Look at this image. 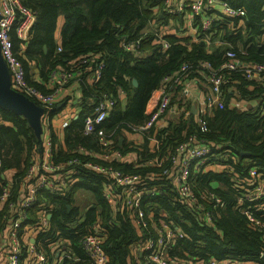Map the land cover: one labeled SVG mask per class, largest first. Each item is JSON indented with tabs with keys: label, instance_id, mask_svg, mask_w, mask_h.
Segmentation results:
<instances>
[{
	"label": "trees",
	"instance_id": "obj_1",
	"mask_svg": "<svg viewBox=\"0 0 264 264\" xmlns=\"http://www.w3.org/2000/svg\"><path fill=\"white\" fill-rule=\"evenodd\" d=\"M231 5L246 9L249 21L244 30L236 33L224 30L223 38L235 43L236 40H249L245 48L244 60L264 62V0H227ZM22 4L35 14V22L25 44L14 37L17 57L26 71L29 84L42 91L48 74L55 68H68L75 61L87 57L81 65L79 105L81 110L76 119L63 128V145H57V134L50 130L52 156L55 162L65 166L69 174L70 186L52 195L45 191L38 193L36 203L26 211L20 232L26 225L34 226L42 214L50 213V225L41 230L35 242L49 251L52 240L62 236L75 254L87 260L79 246V237L91 233V226L99 223L102 231V247L108 256L106 264H140V249L146 241V234L134 225L124 207L113 211L104 197V183L107 177L86 166L68 165V160L77 157L81 162L101 161L91 156L90 151L99 152L100 147L93 135H83V118L92 112L95 103L103 93L114 99L102 126L111 134L116 149L122 155L134 153L136 162L114 160V166L123 172L140 176L142 191L141 205L148 220V228L156 231L161 223L177 226L182 237H177L169 250L176 263L189 257L197 264H206L208 259L234 258L264 264L261 253L264 251L261 232L248 223L244 215L235 208L238 191L233 186L235 180L245 182L250 167L264 173V86L246 79L239 72H229L232 86L240 92L244 102L261 97L262 102L254 109L236 110L232 99L237 96L226 93L224 107L213 110L206 117L207 130L201 131L191 117L180 120L176 125L166 122L167 126L151 127L147 134L141 133L142 143L129 145L118 143L124 133L138 132L135 126L143 125L147 116L144 113L150 92L160 85L161 80L175 72L181 63L195 65L208 60L217 66L223 59L224 50L207 49L201 42L188 45L187 38L180 39L174 34L165 38L170 46L163 52L152 43V35L145 38L135 55L120 46L122 37L132 38L148 26L159 0H21ZM63 21L59 43L54 39L58 17ZM87 42H92L87 44ZM243 42V41H242ZM259 45V46H256ZM58 46L61 48L57 50ZM144 53V54H143ZM103 61L100 76L92 81L96 62ZM32 68H37L40 82L31 78ZM135 79L137 85L132 83ZM248 87V88H247ZM125 93V104L119 92ZM257 93V94H256ZM256 94V95H255ZM57 110L56 103L49 111L52 116ZM197 134L210 145L212 157L198 169L194 176L195 191L198 199L206 206L202 193L214 192L225 201L223 209L216 208V217L211 223L201 219L200 210L194 203L182 199L177 193L172 179V165L165 161L163 166L149 162V159L165 157L175 151V147L186 140L187 135ZM158 141L157 149L150 146V138ZM84 147V150H80ZM41 142L28 119L9 107L0 106V189L2 185L11 188L9 200H13L20 185L25 183V173L29 166L40 158ZM184 154L180 153V159ZM169 166V173L163 174V167ZM2 175L4 178H2ZM36 177L27 180L36 181ZM85 191V209L73 207L75 193ZM155 190L154 194H150ZM91 194V195H90ZM91 196V198H90ZM0 205V229L10 217L8 202ZM7 225V224H6ZM5 225V227H6ZM264 231H262V234ZM26 256L24 250L22 258ZM48 256L46 264L50 263ZM62 264H74L63 259Z\"/></svg>",
	"mask_w": 264,
	"mask_h": 264
},
{
	"label": "built area",
	"instance_id": "obj_2",
	"mask_svg": "<svg viewBox=\"0 0 264 264\" xmlns=\"http://www.w3.org/2000/svg\"><path fill=\"white\" fill-rule=\"evenodd\" d=\"M161 7L153 12V17L148 26L142 29L132 38L122 37L120 46L135 55L142 54L140 45L142 41L152 35V43L160 47L164 52L170 41L165 38L174 34L180 39L201 42L207 49L211 47H223L222 61L217 66H212L208 61H200L195 65L183 62L171 75L164 77L160 85L153 89L146 101L144 113L147 120L143 125L133 127L138 132H145L156 125L167 126L166 122L176 125L180 120L189 117L195 126L201 131L207 130L206 117L213 110L224 107L226 93L237 96L232 99V107L236 110L256 108L262 99H254V105L250 100L244 102L240 98L239 90L232 86L229 72H239L246 79L264 84V62L244 60L246 51L229 39L223 38L224 30L236 33L244 30L245 22L249 16L245 8L233 6L227 0H159ZM35 22V14L24 6L21 0H0V53L5 61L10 75L11 87L27 99L35 101L40 109L46 111L56 103L59 89L70 82L80 81L81 65L88 62L84 57L75 61L68 68H55L48 74L46 87L48 91H42L29 84L26 79V71L22 62L17 57L14 37L25 44L30 36V30ZM264 29V18L262 27ZM58 46L57 50L60 51ZM144 54V53H143ZM103 61L96 62V69L92 81L100 76ZM248 88V87H247ZM121 92V91H120ZM253 101V100H252ZM114 99L103 93L95 103L91 113L83 118V135H93L100 147L99 152L90 151L91 156H96L99 161L81 162L77 157L68 160V165L86 166L107 177L104 183V197L113 211L118 207H124L133 216L134 225L142 229L146 234L144 246L140 249V264H177L169 255V250L177 237L182 233L177 226L163 222L152 232L148 228V220L142 209L140 190V176L130 174L116 168L112 161L124 160L125 155L116 149L111 134L102 126L108 112L114 105ZM49 112V111H46ZM264 114V107L260 110ZM171 116V117H170ZM69 119V118H68ZM70 119H63L61 128L69 125ZM155 141L154 149H157L158 141ZM40 158L34 161L25 173V187L23 195L17 199L9 200L11 188L2 185L0 189V205L7 200L10 208L9 223L5 227L8 249L5 264H46L48 256L52 255L49 264H62L63 259L71 260L74 264H106L108 256L102 247V231L99 223L91 226V233L79 237V246L87 260L72 253L67 241L58 236L51 242L49 251L35 242L39 232L48 227V214H42L39 222L34 225H26L25 231L20 232V226L25 220L26 211L36 203L38 193L45 191L55 195L70 186L69 174L65 166L55 162L52 156V141L46 137L41 142ZM84 150V147H80ZM212 149L204 143V139L197 134H189L184 142L175 147L171 155L165 157L155 156L149 162L163 166L165 161L172 165V179L177 193L182 199L192 202L199 209L202 220L211 223L216 217V208L223 209L225 201L214 192L204 191L201 196L211 207H206L199 199L195 191L194 176L207 160ZM184 156L180 159V153ZM169 166L163 167L162 173L168 174ZM248 178L245 182L234 179L233 186L238 191L235 208L239 210L254 229L261 232L262 246L264 249V173L258 168L250 167L247 170ZM36 177L34 183L27 180ZM3 178V175H2ZM155 190L149 193L154 194ZM27 230V233H26ZM24 250L26 256L22 258ZM264 262V251L261 253ZM192 257L182 259L178 264H197ZM206 264H258L246 259L226 256L224 258L208 259Z\"/></svg>",
	"mask_w": 264,
	"mask_h": 264
},
{
	"label": "crops",
	"instance_id": "obj_3",
	"mask_svg": "<svg viewBox=\"0 0 264 264\" xmlns=\"http://www.w3.org/2000/svg\"><path fill=\"white\" fill-rule=\"evenodd\" d=\"M62 21H63L62 16H59L58 20H57L56 30L54 33V39L58 43L60 40V29H61ZM251 40H253V39H249L247 41L242 40L243 42L241 40H236L235 43L237 44L238 47L243 48L245 50V48L250 44ZM256 46H259V45H256ZM217 48H221L224 50L223 47H218V46L217 47H211V50H214ZM31 78L37 82L41 81V78L39 76V72H38L37 68H32ZM46 82H47V80H46ZM46 82H45V88H47ZM259 85L264 86V84H259ZM10 88H12L11 85H10ZM80 94H81V90L79 88V82H70V83L64 85L62 88H60L58 95L56 97V108H57V110L55 113L52 114V116H49V113L40 109L38 107V105H36L33 100L26 99V100H29V102L33 106V108L36 109V111H38V115L36 118V122L38 125L37 128L33 124H31L28 116L24 115L28 119V121L30 122L31 126L34 128V131H35V134L37 136L38 141L42 142V140H44L46 137L50 138V130L52 129L57 134L56 144L57 145H63L64 144V139H63V130L64 129L61 128V122L63 121V119H67V120L70 119V122H69V124H70L73 119H76L78 117L79 111L81 110V107L79 105ZM239 94H240V92H239ZM119 98H121L122 104L124 105L125 99H126L125 93L119 92ZM258 98H261V97H258ZM245 102L247 103V101H245ZM250 102H251L250 103L251 105H254V102L256 103V101L254 99H253V101H250ZM250 109H254V108L250 107ZM42 112H43V114H41ZM120 138H122L121 144L124 142L127 145H129L130 143H133L135 145H140L142 143L141 133H139V132H134V133L126 132V133H124L123 137H119V139ZM152 141L153 140L150 139L149 144L151 147L154 145L152 143ZM118 143H119V140H118ZM41 148H42V146H41ZM135 156L136 155L134 153H131V154L126 155L125 159L128 161L136 162ZM3 178H4V176H3ZM25 189H26V187H25V183H24L23 185H20L18 192L23 191V193H24ZM23 193L20 195L17 194L16 196H14V199H17V197L23 195ZM84 209L81 210L80 212L83 213ZM50 216H51V214L48 213V221H49ZM8 223H9V221H6L5 225ZM48 224L50 225V222H48ZM5 225L2 229H0V264H5L6 252L8 249V240L6 238ZM26 233H27V230H26ZM68 245L70 246L69 243H68ZM71 251H72V253H75V250L73 251L71 249Z\"/></svg>",
	"mask_w": 264,
	"mask_h": 264
},
{
	"label": "water",
	"instance_id": "obj_4",
	"mask_svg": "<svg viewBox=\"0 0 264 264\" xmlns=\"http://www.w3.org/2000/svg\"><path fill=\"white\" fill-rule=\"evenodd\" d=\"M90 43L92 42H87V44ZM10 82L9 72L0 53V106L9 107L16 112L28 116L31 124L37 128L38 125L36 118L38 111H36V109H34L33 106L26 100L27 98L10 88ZM132 83L137 85L135 79L132 80ZM121 142L122 138L119 139V144H121Z\"/></svg>",
	"mask_w": 264,
	"mask_h": 264
},
{
	"label": "rangeland",
	"instance_id": "obj_5",
	"mask_svg": "<svg viewBox=\"0 0 264 264\" xmlns=\"http://www.w3.org/2000/svg\"><path fill=\"white\" fill-rule=\"evenodd\" d=\"M29 102V100H27ZM35 102V101H34ZM30 103V102H29ZM36 105H38L35 102ZM38 107L40 108V106L38 105ZM43 114V112L41 113ZM91 195V194H90ZM91 198V196H90ZM86 201H87V194L85 191L79 190L75 193V202L73 203V207H78V208H84L86 205Z\"/></svg>",
	"mask_w": 264,
	"mask_h": 264
}]
</instances>
